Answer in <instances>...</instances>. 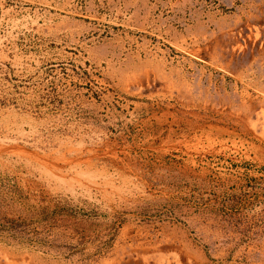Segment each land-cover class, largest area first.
Here are the masks:
<instances>
[{"label":"rangeland","instance_id":"obj_1","mask_svg":"<svg viewBox=\"0 0 264 264\" xmlns=\"http://www.w3.org/2000/svg\"><path fill=\"white\" fill-rule=\"evenodd\" d=\"M0 264H264V0H0Z\"/></svg>","mask_w":264,"mask_h":264}]
</instances>
